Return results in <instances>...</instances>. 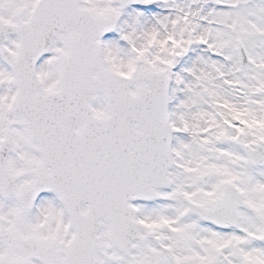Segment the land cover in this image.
I'll use <instances>...</instances> for the list:
<instances>
[{
    "label": "snow or ice",
    "instance_id": "obj_1",
    "mask_svg": "<svg viewBox=\"0 0 264 264\" xmlns=\"http://www.w3.org/2000/svg\"><path fill=\"white\" fill-rule=\"evenodd\" d=\"M0 264H264V0H0Z\"/></svg>",
    "mask_w": 264,
    "mask_h": 264
}]
</instances>
